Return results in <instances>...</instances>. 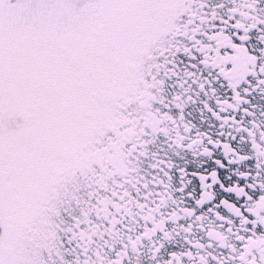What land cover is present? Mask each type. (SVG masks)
Here are the masks:
<instances>
[{
    "label": "snow or ice",
    "instance_id": "obj_1",
    "mask_svg": "<svg viewBox=\"0 0 264 264\" xmlns=\"http://www.w3.org/2000/svg\"><path fill=\"white\" fill-rule=\"evenodd\" d=\"M0 264H264V0H0Z\"/></svg>",
    "mask_w": 264,
    "mask_h": 264
}]
</instances>
